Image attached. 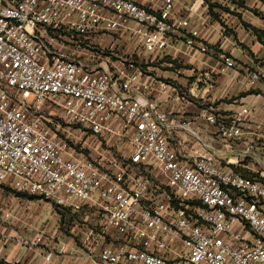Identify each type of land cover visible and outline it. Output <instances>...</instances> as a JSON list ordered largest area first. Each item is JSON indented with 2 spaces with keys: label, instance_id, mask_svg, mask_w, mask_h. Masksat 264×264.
I'll return each instance as SVG.
<instances>
[{
  "label": "built area",
  "instance_id": "1",
  "mask_svg": "<svg viewBox=\"0 0 264 264\" xmlns=\"http://www.w3.org/2000/svg\"><path fill=\"white\" fill-rule=\"evenodd\" d=\"M160 3L0 0V184L58 209H93L120 237L89 248L96 264H264V172L245 177L241 157L221 159L199 138L192 155L175 145V111L159 103L177 91L138 61L160 57L184 30L187 47L208 52L174 17L175 0ZM106 35L132 39L133 53L112 62L90 46ZM220 58L223 72L236 67ZM259 79L252 74V85ZM242 122L239 114L219 126L226 146L242 142ZM103 144L122 162L99 164ZM13 219L0 211V238Z\"/></svg>",
  "mask_w": 264,
  "mask_h": 264
},
{
  "label": "crops",
  "instance_id": "2",
  "mask_svg": "<svg viewBox=\"0 0 264 264\" xmlns=\"http://www.w3.org/2000/svg\"><path fill=\"white\" fill-rule=\"evenodd\" d=\"M160 1L140 0V3L158 9ZM174 17L189 21L190 29L198 32L197 40L207 46L208 52L187 47L188 31L184 30L157 58L164 60L163 65L169 68L162 72L164 82L177 91H169L159 103L161 108L175 111L169 130L171 140L187 155H192L202 147L199 138L202 143L213 144L220 151L221 159L234 163L241 157L243 164L238 168L241 172L263 173L264 0H175ZM221 55L232 59L236 67L223 72ZM254 73L260 79L252 85ZM205 110L214 114L216 123L201 117ZM239 114L243 115V140L226 146L220 139L219 126H231ZM248 146L253 148V153L245 156ZM59 211L70 214L75 221L87 212L81 219L86 228L78 239L60 230L61 220L56 212L45 226L37 224L39 219L28 224L16 218L10 222L12 225L17 222L16 227L7 225L9 228H4L0 238V261L4 264H96V254L89 251L90 247L98 251L104 243L113 246L120 243L119 235L99 227L93 209L86 208L80 213L68 209ZM75 232L74 228L70 233Z\"/></svg>",
  "mask_w": 264,
  "mask_h": 264
},
{
  "label": "rangeland",
  "instance_id": "3",
  "mask_svg": "<svg viewBox=\"0 0 264 264\" xmlns=\"http://www.w3.org/2000/svg\"><path fill=\"white\" fill-rule=\"evenodd\" d=\"M64 41L65 40H63V42ZM90 46L94 49L103 51L104 57L109 58L112 62L117 61L118 58L124 59V55L133 53V49L136 47L132 39H122L110 35H106L101 40H92ZM113 48L114 50H112ZM146 58L147 56H142V62L138 60L139 63H142L141 66L145 75H150L151 77H154L160 81H166V79L162 76V72L169 68L163 65L164 60L155 59L148 60V62H146ZM170 69L173 68L170 67ZM53 121L54 123H59L61 121L59 111H55ZM86 153L88 154L89 151H86ZM98 153H100V155ZM98 153L95 155V160L100 162L99 164L104 165V162L108 161H113L116 163L122 162L121 155L114 147L109 148L103 144L102 150ZM137 173H142L148 176L144 171H138ZM1 210L12 212L14 219L17 218L18 221H26L28 224L32 223L35 219H39L37 224H41L43 226L47 225L48 221L53 218V213L56 212L59 214L61 220L60 230L65 235L73 236L75 239H78L81 235L80 233L86 228L83 226V224L86 223L81 219H84L83 214H86L87 212L80 214L79 218H77L75 221V219L72 218L70 214L60 212L52 202L34 199L29 195H24L22 197L17 196L14 189L6 183L0 184V211ZM60 213L64 216H61ZM16 223L17 222H15L13 225L9 223V227H16ZM9 227L7 226V228ZM74 228L76 229V234L71 235L70 232L74 230Z\"/></svg>",
  "mask_w": 264,
  "mask_h": 264
},
{
  "label": "trees",
  "instance_id": "4",
  "mask_svg": "<svg viewBox=\"0 0 264 264\" xmlns=\"http://www.w3.org/2000/svg\"><path fill=\"white\" fill-rule=\"evenodd\" d=\"M256 32V31H255ZM237 172H240L242 175H244L245 177H248V178H251V177H257L255 174H249V173H245V172H241L238 168L236 169ZM262 181L264 182V178L262 179ZM16 195L19 196V197H22L24 196L25 194H22V193H18L16 192ZM32 197V196H31ZM34 199H38L37 197H32ZM0 264H4L3 262L0 261Z\"/></svg>",
  "mask_w": 264,
  "mask_h": 264
}]
</instances>
